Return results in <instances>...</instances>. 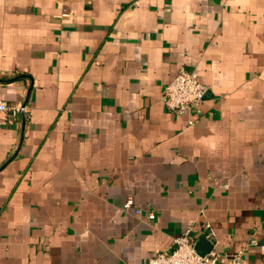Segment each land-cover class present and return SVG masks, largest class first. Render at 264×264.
Masks as SVG:
<instances>
[{"label": "crops", "instance_id": "crops-1", "mask_svg": "<svg viewBox=\"0 0 264 264\" xmlns=\"http://www.w3.org/2000/svg\"><path fill=\"white\" fill-rule=\"evenodd\" d=\"M0 99V264H146L188 224L264 264V0H0Z\"/></svg>", "mask_w": 264, "mask_h": 264}, {"label": "built area", "instance_id": "built-area-1", "mask_svg": "<svg viewBox=\"0 0 264 264\" xmlns=\"http://www.w3.org/2000/svg\"><path fill=\"white\" fill-rule=\"evenodd\" d=\"M207 89L202 85L196 74L180 69L175 77L165 85L161 92V102L167 111L178 116H189L195 112L203 101ZM22 109L19 106L9 105L0 99V120L12 123L17 119ZM133 203L129 199L123 205L124 210L132 208ZM135 214L140 210L135 209ZM147 220H153L154 214L149 213ZM174 247L169 252H161L148 258L146 264H248L243 251L234 254L221 253L212 248L208 253L201 255L195 249V236L192 224H188L185 232L174 239ZM249 246H259L254 240ZM264 254V246H259Z\"/></svg>", "mask_w": 264, "mask_h": 264}, {"label": "water", "instance_id": "water-1", "mask_svg": "<svg viewBox=\"0 0 264 264\" xmlns=\"http://www.w3.org/2000/svg\"><path fill=\"white\" fill-rule=\"evenodd\" d=\"M195 249H196V246H195ZM199 253V252H198ZM201 254V253H200ZM201 255H204V254H201Z\"/></svg>", "mask_w": 264, "mask_h": 264}]
</instances>
